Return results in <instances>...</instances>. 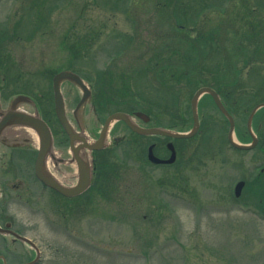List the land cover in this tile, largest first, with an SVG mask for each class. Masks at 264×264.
Masks as SVG:
<instances>
[{"label": "rangeland", "instance_id": "obj_1", "mask_svg": "<svg viewBox=\"0 0 264 264\" xmlns=\"http://www.w3.org/2000/svg\"><path fill=\"white\" fill-rule=\"evenodd\" d=\"M69 69L90 81L81 121L92 135L130 110L149 114L150 127L189 131L191 99L209 85L229 100L236 137L248 143V115L264 100V0H0V78L11 79V95L51 99L54 75ZM198 109L199 133L174 140L175 165L148 161L153 142L169 157L167 138L117 122L101 155L112 173L94 179L87 210L65 221L48 210L47 221L14 207L17 229L43 251L39 264H264V149H234L209 95Z\"/></svg>", "mask_w": 264, "mask_h": 264}, {"label": "flooded vegetation", "instance_id": "obj_2", "mask_svg": "<svg viewBox=\"0 0 264 264\" xmlns=\"http://www.w3.org/2000/svg\"><path fill=\"white\" fill-rule=\"evenodd\" d=\"M83 81L91 89L92 97L93 90L90 81L84 78ZM70 83L78 91L77 96L81 95L75 103L74 109H71L72 112L66 107L63 95L65 113L75 137L73 141L59 122L54 95L51 99L42 94L32 93H20L12 96L11 79L0 78V264H39L43 256L39 245L26 233L17 229L16 219L12 215L14 207L27 209L32 214L41 213L40 215L44 217L43 220L47 221L46 212L49 210L54 219L65 221L71 216H76V212L87 210L90 206V188L98 166L101 164V155L106 153L110 147L106 146L96 150H90L87 147L86 144L99 138L101 129L92 135L83 125L81 118H84L87 113H91V98L81 103L82 89L73 82L70 81ZM18 97H20L19 100H17ZM260 103H264V100ZM227 106L231 115L234 116L230 110V104L227 103ZM263 109L264 107L252 118V133L246 126V135L249 136L248 143L253 142L252 134L256 136L257 142L254 149H264V114L260 115L261 117L258 116ZM122 112L129 114L136 124L150 127L151 116L150 118L146 117L148 120H145L138 115L140 112L138 110ZM13 113L29 115L35 120H41L46 125L48 145L40 166V172L44 176L64 188H73L77 185L81 173L89 172L91 176L89 188L78 195L69 196L46 185L37 175V161L42 149V137L31 126L11 123L8 120V114ZM54 117L57 121L56 125ZM121 123L134 134L124 122ZM124 139V137L115 138L114 142L119 145ZM156 148L157 144L155 143V151ZM175 152L178 159L176 145ZM166 167H170V164ZM263 173L264 167L260 171L261 175ZM12 180L18 183L13 184ZM33 180L41 186L42 190L35 188ZM11 231L29 239L31 243L15 237L10 233Z\"/></svg>", "mask_w": 264, "mask_h": 264}, {"label": "water", "instance_id": "obj_3", "mask_svg": "<svg viewBox=\"0 0 264 264\" xmlns=\"http://www.w3.org/2000/svg\"><path fill=\"white\" fill-rule=\"evenodd\" d=\"M64 80H71V81L75 82L76 84H78L83 89V97H82L81 103L85 102L89 98L90 90L83 83V81L81 80V78L77 74L70 72V71H61V72L57 73L54 77L53 82H52V85L54 88V99H55V107H56L57 116L59 118L60 123L62 124V126L64 127V129L66 130V132L69 134V136L71 137V139L73 141L75 137H74L73 131L71 129V125H70L69 121L67 120V117L65 114L64 100H63V96H62L61 89H60V85ZM61 88H62L63 95L65 97L66 107L70 110L71 109L73 110L75 107V103L78 101V99L80 98L81 95L77 96L78 91H76V89L68 81L63 82L61 85ZM204 94H210L212 96L214 102L216 103V105L220 109V111L227 117V119L229 121V125H230L229 126V133H228V138H229L230 143L235 148L240 149V150H251L252 148H254L257 140L253 134H252V136H253V143L252 144H243V143H239L236 140L235 134H234L235 121H234L233 117L229 114V112L226 110V108L224 107L223 103L220 100L218 93L210 87H202V88L198 89L192 97L191 108H192V116H193V127L188 132H178V131H174V130L166 129V128H161V127H151V128L140 127V126L134 124L133 121L131 120L130 116L127 115L126 113L116 112V113H113L112 115H110L106 119V121L102 127L99 139L97 141L93 142L92 144H86V145L90 150L103 148L105 146V140H106L109 128L116 121H124L134 132H136L140 135L164 136V137H169L172 139L191 138L198 132L199 127H200V121H199L197 106H198L199 99ZM19 98L20 97H18L17 100H19ZM263 106H264V103H261V104L257 105L251 111L249 119H248V128H249L250 132H251L252 118H253L254 114L257 112V110ZM70 110H69V112H70ZM72 110H71V112H72ZM138 115L140 117L144 118L145 120H148V118H146V115H144L142 113H139ZM8 120H10L11 123H17V124H21V125L31 126L34 129H36L39 132V134L41 135V137H42V147L41 148L42 149H41L38 161H37V175L46 185H48L52 188H55V189L59 190L60 192H62L63 194L69 195V196L78 195L79 193L83 192L84 190H86L89 187L90 180H91V176H90L89 172L83 171L81 173V177H80L77 185L73 188H64L63 186L59 185L54 180L44 176L40 172V166H41V163L43 161L44 154H45V151H46V148L48 145V132H46L45 123H43L41 120H35L31 116L23 114V113L8 114ZM154 147H155L154 144H152L149 147L148 159L150 162H152L154 164H171L175 161L176 152H175V148H174V145L172 142L168 143V148L172 152L169 159H161V158L157 157L153 151ZM243 185H244V182H240L236 186V195L237 196L240 195V192H241ZM10 233L13 234L15 237L22 239L23 241L31 243L29 241V239H27L23 236H20L15 232L11 231ZM28 264H32V263H28Z\"/></svg>", "mask_w": 264, "mask_h": 264}, {"label": "trees", "instance_id": "obj_4", "mask_svg": "<svg viewBox=\"0 0 264 264\" xmlns=\"http://www.w3.org/2000/svg\"><path fill=\"white\" fill-rule=\"evenodd\" d=\"M168 4H169V3H168ZM168 4H167V5H168ZM178 4H179V1H173L171 4L168 5V9H169V11H170V15L172 16V19H173V20H176V22H177V24L179 25V27H182V23H183V21H182L181 18H183V17H182L181 12H180L181 7H179ZM179 12H180V13H179ZM74 53L77 54V52H75V51H74ZM99 84H100V83H99ZM101 85H102V83H101ZM214 88L217 89L221 95H224L223 92H222L220 89H218V88L215 87V86H214ZM100 94H101V93L99 92V95H100ZM114 94L117 95L116 93H114ZM139 94H140V93H139ZM224 97H225V99L227 100V102H229V100L226 98L225 95H224ZM119 98H120V97H119ZM122 98H123V97H122ZM141 99L144 100L143 97H141ZM103 165H104V164H99V166H98V171H97L96 176H95V178H96L97 180L99 179V181H101L102 184H104L105 181L107 180V178H109V175H108V174H111V173H112V172L110 173V167H109L108 165H107V167H106V170L103 171V169H104ZM99 175L102 176V180H101V178L99 177ZM99 184H100V182H99Z\"/></svg>", "mask_w": 264, "mask_h": 264}]
</instances>
